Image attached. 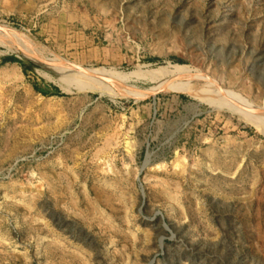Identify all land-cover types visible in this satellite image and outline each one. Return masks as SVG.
<instances>
[{"label":"rangeland","instance_id":"rangeland-1","mask_svg":"<svg viewBox=\"0 0 264 264\" xmlns=\"http://www.w3.org/2000/svg\"><path fill=\"white\" fill-rule=\"evenodd\" d=\"M0 29L43 50L0 37V264H264V121L210 97L264 111V0H0Z\"/></svg>","mask_w":264,"mask_h":264},{"label":"bare ground","instance_id":"bare-ground-1","mask_svg":"<svg viewBox=\"0 0 264 264\" xmlns=\"http://www.w3.org/2000/svg\"><path fill=\"white\" fill-rule=\"evenodd\" d=\"M0 37L4 40L3 43L8 44L9 46H11L12 48H14V50L16 52H18L20 55L25 56V58H30L33 59L34 61H36L38 58L43 57L41 51H39L36 48H31L28 47L22 43H20L17 39H15L13 36H11V34L4 29H0ZM21 57V56H20ZM49 58V57H48ZM51 60L59 63L63 68L69 69L75 73H78L80 75L89 77L91 79V81H93V83L95 84V87L102 93V94H107L109 92H111L113 89H123L122 86L124 84L130 83L131 81H136L139 78L137 77H117V76H108L105 78H108L109 81L103 79V78H99L102 76L99 75H95V73H92V71L88 68V72L90 73L89 75L86 72H83L77 68H75L74 66H72L71 64L66 63L65 60H60L57 58H50ZM155 72H158V70H154V71H150L149 74H153ZM98 76V77H94ZM160 75L162 77L163 80H167L168 83L170 84H176L179 85V87L188 93H195L197 95H201L204 92V87L206 85H211V87L215 88V85L212 84H204L203 80L205 79L204 77H198L197 79L194 78V76L190 73V72H186L185 68L179 67L176 70H166L163 69L160 72ZM120 87V88H118ZM124 90V89H123ZM127 94H131V92L129 90H124ZM211 95V94H210ZM211 100L220 104V105H225L227 107H230L234 113L239 114L240 116H242L243 118H245L247 121H249L250 119L252 120L253 115H256L257 118L261 119V120H257L258 122L260 121H264V111L262 110L261 112H257L256 110L253 111L252 109H254L253 106H251L250 104H248L247 102L245 104L243 103H239L237 98H235L232 94L229 93H224V92H220L217 91L215 92V94L211 95ZM256 119V118H255ZM254 120V119H253ZM254 122V121H252ZM256 122V120H255ZM255 124V123H254ZM263 128V127H262Z\"/></svg>","mask_w":264,"mask_h":264},{"label":"trees","instance_id":"trees-1","mask_svg":"<svg viewBox=\"0 0 264 264\" xmlns=\"http://www.w3.org/2000/svg\"><path fill=\"white\" fill-rule=\"evenodd\" d=\"M5 62H19L21 65L24 64L23 61H21L20 59H18V58L15 57V56H9V57H6V58H5ZM178 62H181V61L179 60ZM29 66H30L32 69L35 67V65H34L33 63H30ZM60 79H61V76L59 75V76H58V80H60ZM57 92H58V93H61V92L59 91V89H57ZM91 92H96V91L93 90V89H91ZM45 94H47V93H45Z\"/></svg>","mask_w":264,"mask_h":264},{"label":"water","instance_id":"water-1","mask_svg":"<svg viewBox=\"0 0 264 264\" xmlns=\"http://www.w3.org/2000/svg\"><path fill=\"white\" fill-rule=\"evenodd\" d=\"M69 64H70V63H69ZM71 65L74 66L75 68H77V69L83 71V72H86L87 74H90V73L87 71V70H88L87 67L77 66V65H74V64H71ZM100 78H103V79L109 81L108 78H105V77H100Z\"/></svg>","mask_w":264,"mask_h":264}]
</instances>
